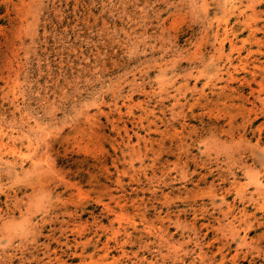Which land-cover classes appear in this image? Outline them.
<instances>
[{
  "label": "rangeland",
  "instance_id": "obj_1",
  "mask_svg": "<svg viewBox=\"0 0 264 264\" xmlns=\"http://www.w3.org/2000/svg\"><path fill=\"white\" fill-rule=\"evenodd\" d=\"M0 264H264V0H0Z\"/></svg>",
  "mask_w": 264,
  "mask_h": 264
},
{
  "label": "clouds",
  "instance_id": "obj_2",
  "mask_svg": "<svg viewBox=\"0 0 264 264\" xmlns=\"http://www.w3.org/2000/svg\"><path fill=\"white\" fill-rule=\"evenodd\" d=\"M29 230H30V231L34 230V226H30V227H29Z\"/></svg>",
  "mask_w": 264,
  "mask_h": 264
}]
</instances>
